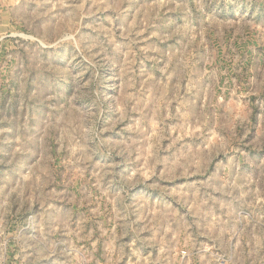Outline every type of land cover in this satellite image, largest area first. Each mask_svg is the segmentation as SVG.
Here are the masks:
<instances>
[{
	"label": "rangeland",
	"instance_id": "1",
	"mask_svg": "<svg viewBox=\"0 0 264 264\" xmlns=\"http://www.w3.org/2000/svg\"><path fill=\"white\" fill-rule=\"evenodd\" d=\"M0 264H264V0H0Z\"/></svg>",
	"mask_w": 264,
	"mask_h": 264
}]
</instances>
